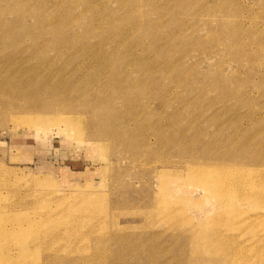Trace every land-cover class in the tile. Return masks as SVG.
<instances>
[{"label": "rangeland", "instance_id": "374dc122", "mask_svg": "<svg viewBox=\"0 0 264 264\" xmlns=\"http://www.w3.org/2000/svg\"><path fill=\"white\" fill-rule=\"evenodd\" d=\"M25 2L0 0V179L16 189L2 188L1 200L17 201L7 207L5 224L49 212L61 226L92 225L81 244L101 256L85 264H262L264 242L253 231L263 234L264 226L240 224L233 214L225 224L212 223L216 199L199 208L205 197L193 191L197 182H188L176 151L182 125L189 140H212L220 152L246 148L248 162L258 163L255 171H264V0H38L26 11ZM104 56L120 74L117 89L127 88L128 76L136 81L128 85L137 91L128 108L123 95L111 104L137 137L148 133L146 143L138 141L141 154L104 129L87 127L89 117L44 133L6 105L8 78L32 69L35 80L40 74L64 79L61 99L88 102L89 89L79 94L75 88L98 83L89 76ZM147 78L146 88L140 86ZM155 127L172 130L180 141L157 143ZM243 167L229 163L227 169ZM177 183L184 185L174 189ZM209 227L232 238L210 242ZM64 241L50 239L49 246L62 249ZM31 247L28 256H44L41 244ZM69 254L50 264H74ZM1 255L13 261L22 251L12 246Z\"/></svg>", "mask_w": 264, "mask_h": 264}, {"label": "bare ground", "instance_id": "6f19581e", "mask_svg": "<svg viewBox=\"0 0 264 264\" xmlns=\"http://www.w3.org/2000/svg\"><path fill=\"white\" fill-rule=\"evenodd\" d=\"M32 1L38 0H26L25 4H22L25 11L27 10L25 5ZM13 4L14 2H9L7 8H11ZM7 8H5L4 11L8 10ZM258 54H260V52ZM101 62H103L102 65H97L100 69H93L91 73L92 75L89 76L90 79L95 78L98 83L96 84L85 81L86 83H81L75 88L76 92L79 94L84 93L87 88L94 96L90 101L84 104H81L79 100H75L77 97H68V95L63 99L59 97L57 90L65 83L64 79L55 78L54 80H48L45 74H40V77L35 80V77L38 74H36L37 71L33 72L32 69L25 73H15L13 78H8L5 86L6 105L14 109V113H17V117L20 118L22 122L33 126L32 122L26 121V116H30L33 122L36 121V125H39L37 129L44 133L51 131L54 128L59 130L64 129L66 126H71L73 128V123L71 121L76 123L81 118L89 117L91 118V123L87 127L91 129L95 128L94 130L104 129L107 133L111 134L116 141L119 140L126 144L134 156L139 155L142 152L141 148L138 147V141L146 143L149 139L148 133L147 135L139 133L137 137V132L133 131L134 128L129 124L127 119H124L125 114L121 115L111 104V99L114 95H123L128 101H130L126 104L128 108L133 102L132 100L134 99L132 98H134L135 93L137 92L132 91L128 85H133L136 81H133V76H128L125 78L128 82L127 88L122 87L121 89H117V86L121 82L120 74L116 72V69L114 70L113 66H110L111 62L107 56H104L103 61ZM104 80L107 82L103 83ZM150 80L151 78H147L140 81V86L146 88ZM100 92H102L103 97L97 101L96 97ZM60 101H62L63 104L58 106L57 104H59ZM138 125L136 126L137 128L141 127ZM179 128L186 129L182 125H180ZM181 129L179 131V134H181L182 137V139H180L181 147H178L179 149L176 152L180 155L181 164L189 170L188 182L190 184L197 182L193 184V191L199 192L201 190L205 197L200 203L199 208H203L205 202L216 199L214 201V208L217 212H215L213 219H210V221L215 225L225 224L226 219L229 218L228 215L233 214L234 216H240V224L241 222L247 223L249 221L247 225L254 227L264 226V218H261L264 217L262 216L264 215V171L256 172L254 169L255 167L253 166L258 163L250 164L248 162V150L246 148H241V151L240 149L239 151L229 149L220 152L217 150V144H215L214 141L211 140L201 144L199 137L194 140H189L185 135V131ZM84 130V127H82L81 131ZM154 131L156 132V142L159 144L160 142L167 140V144L176 145V143L180 141L175 135H173L174 132L172 130L166 131L164 127H155ZM100 135L101 132L99 137ZM188 149H190L193 154H191L189 158H186ZM148 150L144 151V154L147 153L148 155ZM208 154H211V157H209L211 159H203V157L207 158ZM226 160H228V162H226ZM242 160L245 161L242 162ZM164 162H167V160L162 161V163ZM239 162L241 166L244 167L241 170L240 168H236L233 173H230V169H227L229 163L238 164ZM224 164L226 165V168L220 169V167H224ZM183 185V183H177L173 188L181 189ZM2 188H11L13 192L16 190L15 186H13V183L9 181V179H0V197L2 196ZM1 199L2 197L0 198V203H2ZM15 202L17 201L0 204V252L8 250V247L17 246V248L22 251V256L11 261L9 257H4V259L1 258L2 254L0 256V264H50L51 259L54 256L59 255L62 257L63 253H70L69 255H72L75 258L73 260L75 262L74 264H85L87 262L86 259H93L101 256V253H99L100 249H92L86 246V244H81L80 239L84 238V234H88L85 229L91 228L92 225L80 228L79 226L66 223L61 226L60 224L62 221L58 222L60 220L57 221V218L54 217L53 214L45 212L38 213L35 215L37 216L36 219L30 220L23 219L24 216L23 218H20L18 215L15 217L14 221H12L11 226H7L4 222L6 219L5 215L8 212L7 207L15 206ZM244 202H248L249 206H245ZM18 203H20V201H18ZM259 218H261L262 221L259 220ZM210 224L207 223V226H211ZM209 228L211 229L209 230L208 236L210 242H212V237L218 240H229V238H232L219 229L213 230L211 227ZM255 231L256 229L253 231V238L255 241L259 239L264 242V233L258 234ZM50 239H56L57 241H62L64 239L65 241L62 249L51 248V246H49ZM75 242H78L80 245L75 244ZM31 244H34L37 247L41 244L44 256L35 258L36 256H33L35 255L34 253L28 256L29 250L33 252V249L36 248L33 247L32 249ZM103 248H106V246ZM112 252H114V250ZM236 252L237 253L234 254H236L238 260L239 250ZM14 257L16 258V256ZM239 264H241V262Z\"/></svg>", "mask_w": 264, "mask_h": 264}]
</instances>
